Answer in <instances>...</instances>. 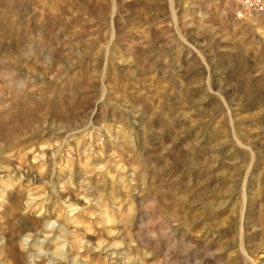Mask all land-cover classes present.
<instances>
[{"label":"rangeland","instance_id":"obj_1","mask_svg":"<svg viewBox=\"0 0 264 264\" xmlns=\"http://www.w3.org/2000/svg\"><path fill=\"white\" fill-rule=\"evenodd\" d=\"M0 264H264V13L0 0Z\"/></svg>","mask_w":264,"mask_h":264},{"label":"built area","instance_id":"obj_2","mask_svg":"<svg viewBox=\"0 0 264 264\" xmlns=\"http://www.w3.org/2000/svg\"><path fill=\"white\" fill-rule=\"evenodd\" d=\"M248 12L264 13V0H237Z\"/></svg>","mask_w":264,"mask_h":264},{"label":"bare ground","instance_id":"obj_3","mask_svg":"<svg viewBox=\"0 0 264 264\" xmlns=\"http://www.w3.org/2000/svg\"><path fill=\"white\" fill-rule=\"evenodd\" d=\"M33 221H34V220H33ZM15 225H16V224H15ZM31 225L34 226L35 223H33V224H31ZM32 226H31V227H32ZM24 229H29V228H28V225H25ZM30 229H31V228H30ZM30 229H29V230H30ZM75 238H76V237H75ZM18 254H19V253H18Z\"/></svg>","mask_w":264,"mask_h":264}]
</instances>
